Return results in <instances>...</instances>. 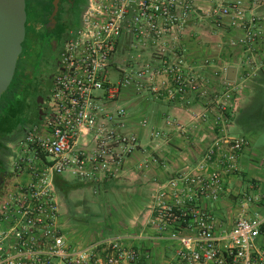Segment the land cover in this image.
<instances>
[{
  "label": "built area",
  "instance_id": "obj_1",
  "mask_svg": "<svg viewBox=\"0 0 264 264\" xmlns=\"http://www.w3.org/2000/svg\"><path fill=\"white\" fill-rule=\"evenodd\" d=\"M263 9L264 0H88L63 42L43 114L26 129L23 151L33 157L13 164L20 177L0 194V264H143L147 257L136 246L141 234L67 244L53 180L68 175L96 182L115 175L140 150L130 129L133 114L121 102L149 97L189 105L192 96L210 100L212 139L191 167L160 185L145 227L154 240L174 247L170 264H264V213L240 215L230 229L217 231L212 212L248 144L229 130L240 84L224 80L209 87L208 61L196 65L179 47L193 16L215 30L240 33L229 43L248 54V77L264 69V54H253ZM125 42L137 55L123 64L118 56ZM138 126L146 128L147 121ZM151 136L166 137L160 130Z\"/></svg>",
  "mask_w": 264,
  "mask_h": 264
},
{
  "label": "crops",
  "instance_id": "obj_2",
  "mask_svg": "<svg viewBox=\"0 0 264 264\" xmlns=\"http://www.w3.org/2000/svg\"><path fill=\"white\" fill-rule=\"evenodd\" d=\"M258 16L262 37L253 52L255 59L264 54V9L258 12ZM239 35L215 30L193 16L179 39V47L192 63L200 65L208 61L205 75L211 84L209 87L217 89L226 80L229 68L235 69L234 82L240 84L229 117V130L232 135L245 137L248 144L240 156L239 170L225 179L220 200L212 207L217 231L230 229L240 215L253 217L255 213H264V148L253 149L258 136L264 135V69L247 77L251 68L246 65L248 54L242 47H232L229 43L231 37ZM189 99L188 105L186 100L164 103L149 97L132 98L128 104L133 114L130 116V129L139 137L140 150L115 175L100 177L96 182L81 183L68 175L54 178L61 214L65 210L64 214L69 216L75 203L85 205L90 199L100 202L106 210V222L94 227L96 231L89 229L90 240L82 245L121 234H141L143 239L136 246L147 257L143 264H170L174 247L154 240L145 222L160 185L191 167L212 139L210 121L214 115L210 100L197 96ZM203 113L209 117L199 122L198 118ZM143 119L147 121V127L142 129L138 123ZM178 125L183 127V132L177 131ZM154 130L163 131L166 137L153 138L151 133ZM13 164L0 193L20 177ZM69 241L66 238L67 244L71 245ZM259 242L264 246V237Z\"/></svg>",
  "mask_w": 264,
  "mask_h": 264
},
{
  "label": "rangeland",
  "instance_id": "obj_3",
  "mask_svg": "<svg viewBox=\"0 0 264 264\" xmlns=\"http://www.w3.org/2000/svg\"><path fill=\"white\" fill-rule=\"evenodd\" d=\"M78 23L79 21L75 22L72 25L71 30H74L78 26ZM140 54L143 57H147L149 52L144 50L141 51ZM131 55L136 57L137 51L130 49L129 44L125 42L123 44V51H121L118 57H120L124 64L128 59L127 57H130ZM35 63H37L36 46L32 45L30 41H26L20 56L19 64L20 70L22 69V73L19 75L21 87L13 97H4V102L0 104V119L3 114L7 113L11 109H16L20 112V115H17L12 121L9 122V124H7L8 127H5L8 129V131L12 129L14 130L16 127L17 130L13 134V137L4 141L7 143L3 144L4 147H2L0 150L1 175H9L12 172L13 163L18 162L21 159L27 160L28 158L33 157L31 152L27 151V153H24L23 150L27 149L24 143L25 129L30 128L33 124H35L36 121L35 104L37 99L34 97L35 92H32L31 90L35 79V75L33 73ZM129 102L131 101L121 102V105L127 107ZM8 131L6 130V132ZM261 146L264 148V135L258 136V140L253 143V149H258V147L260 149ZM60 194L61 193L59 192L58 197L61 202L62 196ZM64 211H62V214L60 212V222L63 228L66 229L65 234L67 240H70L72 243L71 245L73 246L82 245L83 243L87 242V240H90L89 229L101 226V224L106 222L105 208L100 202H94L91 199L88 200L85 205L75 203L74 207L69 213V216H66ZM67 225H69V228ZM95 229L96 228H94L92 231H96Z\"/></svg>",
  "mask_w": 264,
  "mask_h": 264
},
{
  "label": "flooded vegetation",
  "instance_id": "obj_4",
  "mask_svg": "<svg viewBox=\"0 0 264 264\" xmlns=\"http://www.w3.org/2000/svg\"><path fill=\"white\" fill-rule=\"evenodd\" d=\"M40 1H44L45 4L50 1L52 9L47 17L42 12H37L34 16L37 20L34 19L33 21L31 20V13L28 15L26 12L24 40V45L26 41H30L37 49V63L33 69L35 79L31 87L32 92H35L34 97L37 99L35 104L36 119H39L43 114V104L49 94L52 77L59 64L60 50L67 33L72 29V25L79 21L88 2V0H61L58 16L55 21H52L54 0ZM7 139L10 138H2V146ZM6 176L0 173V190Z\"/></svg>",
  "mask_w": 264,
  "mask_h": 264
},
{
  "label": "water",
  "instance_id": "obj_5",
  "mask_svg": "<svg viewBox=\"0 0 264 264\" xmlns=\"http://www.w3.org/2000/svg\"><path fill=\"white\" fill-rule=\"evenodd\" d=\"M60 2L54 0L52 21L58 16ZM26 19L25 0H0V99L12 82L23 51ZM226 80H235L234 68L227 70Z\"/></svg>",
  "mask_w": 264,
  "mask_h": 264
},
{
  "label": "trees",
  "instance_id": "obj_6",
  "mask_svg": "<svg viewBox=\"0 0 264 264\" xmlns=\"http://www.w3.org/2000/svg\"><path fill=\"white\" fill-rule=\"evenodd\" d=\"M26 4V12L29 15L31 13L32 18L31 20L33 21L34 19L37 20L34 16H36L37 12H42L45 17H47L52 9L51 2L48 1V3H44V1L40 0H25ZM39 10H44V11H39ZM43 15V16H44ZM20 60L18 62L14 77L12 79V82L9 86V88L6 90V92L3 94L2 98L0 99V104L4 102V97L11 98L13 97L16 92L19 90L21 87V80L19 75L22 73V69L20 70ZM17 115H20L19 110L16 109H11L7 113L3 114V116L0 119V150L3 147L1 140L3 137L11 138L13 134L16 132L17 127L13 130L8 131L5 127H8L7 124H9L10 121H12ZM6 130L8 132H6ZM26 132V129H25Z\"/></svg>",
  "mask_w": 264,
  "mask_h": 264
}]
</instances>
